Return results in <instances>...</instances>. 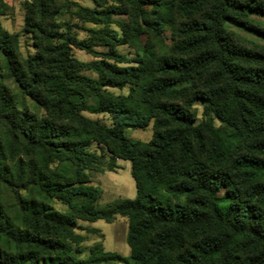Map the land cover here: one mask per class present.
I'll return each mask as SVG.
<instances>
[{
  "label": "trees",
  "instance_id": "obj_1",
  "mask_svg": "<svg viewBox=\"0 0 264 264\" xmlns=\"http://www.w3.org/2000/svg\"><path fill=\"white\" fill-rule=\"evenodd\" d=\"M78 1L22 3L21 32L35 50L24 57L19 36L2 25L9 7L0 0V59L13 85L0 83V186L28 194L19 225L0 206V235L12 248L0 252V264L126 262L102 248L87 260L73 254L77 221L117 217L129 221L133 264H264V54L236 47L226 29L264 39L250 24L252 15L264 16V0H90L94 8ZM62 10L83 24L114 23L124 37L109 34L110 51L97 53L93 39L105 32L86 29L93 39L79 40L71 21H56ZM176 18L184 20L177 27L184 40L174 55L146 56L154 49L147 45L136 66H119L131 61L117 46L148 32L160 38ZM74 48L102 60L79 61ZM127 86V96L107 92ZM198 101L205 102L200 122ZM85 112L109 114L112 126ZM212 115L236 135L223 136ZM152 121L150 143L126 135ZM235 140L253 141L252 154L233 160ZM92 143L131 162L135 199L97 206L102 190L87 171L103 156L89 151Z\"/></svg>",
  "mask_w": 264,
  "mask_h": 264
},
{
  "label": "rangeland",
  "instance_id": "obj_2",
  "mask_svg": "<svg viewBox=\"0 0 264 264\" xmlns=\"http://www.w3.org/2000/svg\"><path fill=\"white\" fill-rule=\"evenodd\" d=\"M78 3L84 7H95L94 3L90 0H79ZM113 19L114 21H127V18L123 16H115ZM1 21L3 27L7 31L19 36L20 50L24 57L27 55H33L35 50L31 37L23 35L21 32L23 28V13L18 10L16 12L15 9L12 11L9 10L7 12V17H3ZM56 21L61 25L71 21L74 26L73 34L81 41H88L90 38L93 39L92 35L88 34L86 29L105 32L103 37L97 36L93 39V49L97 53H108L110 51L109 43L107 41L109 34L111 35L116 32L119 37H124L123 33L114 23L109 26L83 24L75 19L71 20V17L66 10H62L56 16ZM250 21L252 26L260 29V31H264V16L252 15L250 17ZM183 22L184 20L176 18L175 24L168 27L160 38H156L153 34L148 32L141 35L140 38L127 40V44L117 46L116 52L131 61L130 63L119 64V66H136L137 64L134 61L140 57L141 59L144 58L142 48L147 45H153L154 49L148 52L146 56L148 55L154 57L155 55H174L173 51L176 44L184 40L182 35L177 32V27ZM226 29L228 38L236 47L264 54V39L258 34L234 27L232 25H226ZM107 34L108 36L105 37ZM160 40H162L161 43ZM72 54L79 61L85 63L102 60L76 48L73 49ZM110 62L114 64L113 60H110ZM83 74L90 78L97 79V75L92 71H85ZM0 83L13 87L12 82L5 76L1 59ZM129 91L130 88L128 86L123 89L107 90V92L114 94L115 96H127ZM29 104L32 106L30 102ZM204 105L205 102L203 101H198L193 105V111L197 116V122H200L203 119L202 113ZM84 115L107 126H112L113 117L109 114H90L85 112ZM208 120L212 122L214 127L219 130L223 136L228 137L229 140L236 135L235 130L231 126L221 122L214 115L210 116ZM126 135L132 140L142 143H150L154 137V122L152 121L146 129H128L126 131ZM206 146H210L209 140L206 141ZM253 146V141L246 140L238 142V140H235L232 144L233 160L238 159L241 156L251 155ZM89 151L99 156H103L101 165L94 166L87 171L91 185L102 190V196L98 201L97 206L102 208L119 199H135L137 192L136 184L131 174V162L113 160L106 149L103 150L97 143H92L89 147ZM112 166H115V168L110 170ZM72 171V168L68 169L69 174H72ZM27 196L28 194L25 192H14L0 186V206L7 210L8 215L17 225L20 223L19 212L22 207L21 201ZM51 205L56 211L62 214L66 215L69 213L68 208L57 201L51 202ZM75 234L81 237L79 243L72 245L73 254L77 259L87 260L91 257L94 249L102 248V250L106 253H114L122 258L128 259L126 262L115 261L104 264H133V262L130 261L131 249L127 243L129 235V221L127 218L117 217L111 224L102 220L95 223L79 220L77 221ZM11 250L12 248L7 243V240L0 235V252Z\"/></svg>",
  "mask_w": 264,
  "mask_h": 264
},
{
  "label": "crops",
  "instance_id": "obj_3",
  "mask_svg": "<svg viewBox=\"0 0 264 264\" xmlns=\"http://www.w3.org/2000/svg\"><path fill=\"white\" fill-rule=\"evenodd\" d=\"M4 2H5V4L9 7V10H16V12H17V10L18 11H21L22 13H23V11H22V9H21V6H22V3L24 2V1H26V0H3ZM27 1H30V0H27ZM23 16H24V13H23ZM7 17V16H6Z\"/></svg>",
  "mask_w": 264,
  "mask_h": 264
}]
</instances>
